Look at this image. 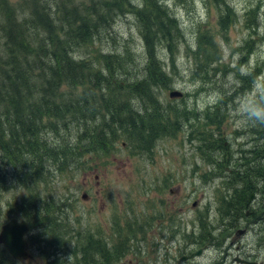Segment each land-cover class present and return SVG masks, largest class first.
<instances>
[{
  "label": "rangeland",
  "instance_id": "rangeland-1",
  "mask_svg": "<svg viewBox=\"0 0 264 264\" xmlns=\"http://www.w3.org/2000/svg\"><path fill=\"white\" fill-rule=\"evenodd\" d=\"M158 1L178 30L170 34L169 44L148 39V47L155 51L152 59L146 41L151 31L147 33L141 16L151 11L150 4L154 9L153 0H0L1 36L11 19L23 30H33L32 23L39 20L46 27L52 24L48 35L53 40L62 39L60 29L77 19L72 15L74 8L81 10L80 17L90 14L95 21L94 8L109 6L113 9L108 18L111 26L95 35L87 46H78L76 55L94 58L107 74L109 56L129 50L135 60H128V68L131 73H144L142 79L147 76V64H155L156 71H162L151 88L160 102L156 116L164 117L166 126H173L171 130L166 128V134L149 151L134 150L125 138L108 155L81 149L83 157L64 170L47 162L45 178L34 188L16 182L14 172L7 173L5 188L0 184V232L12 219L26 220L17 206L27 204L36 195L42 206L55 205L56 216L63 221L61 238L69 244L57 258L45 260L38 251L30 250L31 258L9 264H54L57 259L62 264H77L81 255L76 233L81 229L94 230L106 249L108 244L109 248L120 245L127 249L128 256L112 264L126 263L138 254V264H144L146 259L140 254L154 242L163 243L170 233L166 219L172 220L178 230L174 249L178 247L181 256L192 248L189 233L193 229L199 233V212L205 213L209 229L216 225L215 234L222 229L234 235L226 263L232 264L234 254L240 253L264 264V219L256 220V215L264 212V138L255 135L264 121L252 115L264 104V0ZM100 15L107 16L105 12ZM45 30L39 27L34 31L43 36ZM201 61L205 65L198 68ZM134 66L137 68L133 70ZM174 90L181 91L184 98H170ZM125 99L143 115L145 107L140 98L125 95ZM139 128L142 130V125ZM66 134H62L64 141ZM72 135L67 134L68 140ZM44 138L51 144L57 140L52 134ZM258 149H262L259 157ZM246 160H254L248 166L258 176L252 178L255 181L244 193L248 198L258 188L256 201L249 204L256 214L247 218L245 211L227 212L222 213V219L218 210L228 211L245 189L241 188V177L250 172ZM227 168L237 175L229 182L222 178L230 173ZM98 192L104 200L97 198ZM84 194L89 200L83 199ZM227 218H236L228 231ZM254 220L255 224L248 226ZM251 227L245 235H235ZM36 234L33 230V236ZM213 255V251L206 253V263H212Z\"/></svg>",
  "mask_w": 264,
  "mask_h": 264
},
{
  "label": "trees",
  "instance_id": "trees-1",
  "mask_svg": "<svg viewBox=\"0 0 264 264\" xmlns=\"http://www.w3.org/2000/svg\"><path fill=\"white\" fill-rule=\"evenodd\" d=\"M153 2L154 9L150 4L151 11L141 16L147 33L151 31L148 38L146 35L151 57L155 51L148 47V39L157 38L169 44L170 34L178 30L159 1ZM96 9L92 11L96 18L93 21L90 14L80 17L81 10L74 8L72 15L77 19L60 29L64 33L62 39L53 40L48 35L52 24L46 27L39 20L32 23L33 30H23V26L11 19L9 31L6 29L4 36L0 35V184L4 188L9 172L16 174V182L34 188L45 178V163L51 162L64 170L83 157L81 149L108 155L115 151L119 140L126 138L134 150L149 151L166 134V128H173L164 124L167 122L164 117L156 116L160 102L151 88L162 71L157 72L155 64H147L144 70L147 76L142 79L144 73H131L128 68V60H135L129 50L120 56H109L107 74L94 58L87 60L76 55L78 46L88 44L112 24L108 18L113 9L107 5L102 10ZM103 12L106 17L100 15ZM39 27L46 28L47 36L34 31ZM204 65L205 61H201L198 68ZM125 95L141 99L145 107L143 115L129 106ZM71 132L73 135L68 140L67 134ZM63 133H67L65 141ZM47 134L57 138L54 144L44 138ZM255 135L264 138V125ZM261 150L258 149L257 157ZM249 175L254 174L250 171ZM54 206H42L36 195L27 204L17 206L31 227L28 236L31 250L38 251L45 260L57 258L69 245L61 238L63 221L56 216ZM33 230L37 231L35 236ZM11 261L14 260L8 251L0 245V264ZM81 262L97 264L93 256L80 259L77 264ZM54 264L62 263L57 259Z\"/></svg>",
  "mask_w": 264,
  "mask_h": 264
},
{
  "label": "flooded vegetation",
  "instance_id": "flooded-vegetation-1",
  "mask_svg": "<svg viewBox=\"0 0 264 264\" xmlns=\"http://www.w3.org/2000/svg\"><path fill=\"white\" fill-rule=\"evenodd\" d=\"M246 165L253 163L254 160H246L244 161ZM249 171V166L247 168ZM97 170V169H95ZM227 170L230 172L227 176H223V179H227L229 182L231 179H235L237 175H233L234 171L227 168ZM237 170V169H236ZM253 172V171H251ZM258 177L257 175H247V173L241 177V180L244 181L241 188L245 187L240 193L237 195L236 199L237 202L234 201V203L231 204L230 209L227 211V208H225L223 211H219L222 219H224V216L222 213L229 212V215L231 212H234L235 214L241 213L242 211H245V215L247 218H253L255 216V212H253V208L250 209L251 205L254 201H256L255 197H258V188H255V190L249 195L248 198H246V195H244L245 192H247L252 184L253 181H255ZM254 178L255 180H253ZM99 177L96 176L95 180L97 181V185H99L98 182ZM235 181V180H234ZM240 188V189H241ZM98 199L104 200L101 196L102 193L98 192L95 193ZM85 196V195H84ZM246 198V199H244ZM83 199L89 200V195H86V198L83 197ZM93 201L92 197L90 198V201ZM237 204V205H236ZM236 205V206H235ZM196 206V204H195ZM202 212H199L197 215L200 216L197 217V220L199 221V233H197L196 229H193L189 233V239L188 244L189 246L192 245V248L185 250L181 256H179V249L178 247L174 249V246L176 243H178L177 237H178V230L175 231V227L173 226L172 220H167V228H170V233L167 234L165 237V240L163 243L160 242H154L151 247L148 249L146 248L145 252L142 255L145 257L146 262L144 264H228L226 263L229 258L231 257V254L229 253V249L231 246H233L234 243L229 244L234 239V235H228L225 231L220 229V234L214 233V228L216 225L211 226L209 229V226L206 225V217L205 213L202 214ZM245 216V217H246ZM256 220L264 219L262 218L264 216V212H259L257 215ZM235 219H226V231L233 228ZM256 220H254L252 223H249L248 226H251ZM255 224V223H254ZM223 227V224L222 226ZM249 230H252V227L250 229H244L239 230L235 235L242 236L245 235ZM78 238L80 239V255L81 259L88 258L93 256L94 260L97 261L99 264H112V262L115 261V263L121 261L123 256H128L126 253L127 249H123V247L116 246L115 248H109V244L107 246V249L103 246L100 240L96 238V232L94 230L92 231H85L81 229L77 233ZM212 237H215L216 239H212ZM213 240V242H209ZM155 244V245H154ZM264 245V244H263ZM197 247L194 251V248ZM213 251L214 255L210 256V259H212V263H206L207 259H205L206 253H209ZM138 254V253H137ZM138 257L139 254L135 257V259H129L128 262L122 263V264H138ZM253 257L249 256H243L240 253H237L236 255L232 257V264H263V262L253 260L251 259Z\"/></svg>",
  "mask_w": 264,
  "mask_h": 264
},
{
  "label": "water",
  "instance_id": "water-1",
  "mask_svg": "<svg viewBox=\"0 0 264 264\" xmlns=\"http://www.w3.org/2000/svg\"><path fill=\"white\" fill-rule=\"evenodd\" d=\"M169 97L172 99H181L184 97V94L181 91L174 90L170 93ZM29 229L26 221L16 219L3 225L1 228L0 244L7 249L10 256L16 261L27 260L29 258V244L26 240Z\"/></svg>",
  "mask_w": 264,
  "mask_h": 264
},
{
  "label": "clouds",
  "instance_id": "clouds-1",
  "mask_svg": "<svg viewBox=\"0 0 264 264\" xmlns=\"http://www.w3.org/2000/svg\"><path fill=\"white\" fill-rule=\"evenodd\" d=\"M252 115L261 121H264V104L260 105L259 107L256 108L255 112L252 113Z\"/></svg>",
  "mask_w": 264,
  "mask_h": 264
}]
</instances>
